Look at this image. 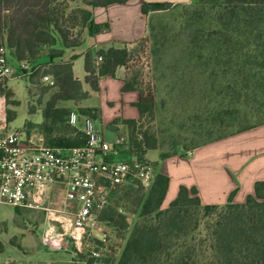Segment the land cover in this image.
Here are the masks:
<instances>
[{"label":"trees","instance_id":"trees-1","mask_svg":"<svg viewBox=\"0 0 264 264\" xmlns=\"http://www.w3.org/2000/svg\"><path fill=\"white\" fill-rule=\"evenodd\" d=\"M126 1L0 0V46H6L8 58L33 65L43 71V76L52 78L55 91L43 106L44 120L40 124L47 133L54 134L57 127H63L65 118L68 121L72 109L61 106L63 101H73L81 115L97 117L100 112L98 108L78 106L90 92L75 76L71 61L55 60L63 53L55 45L61 40L65 47H78L87 29L91 35L107 30V23L93 21L94 8ZM210 2L219 9L187 11L192 4L203 5L201 0L175 5L144 2L143 14H151L149 30L158 29L154 34H160L159 40L146 35L139 42L99 46L95 54L86 52L84 81L91 90L99 91L101 78L115 77L118 68L123 67V90L139 92L136 105L140 118L124 120L129 130L128 144L120 153L126 159L146 160L148 151L161 147L157 131L151 126L156 118L159 80L169 81L168 99L160 101V109L168 107L173 123L181 115L185 117L181 129L188 122L211 124L207 135L200 132V142L181 155L264 124V0ZM176 6L185 9L179 16L182 36L171 37L177 41L174 57L161 63L158 52L170 40L162 33L166 25H154L152 17ZM5 95L10 101L11 90ZM16 116V112H8L10 121ZM44 137L52 146L85 142L77 129L67 137ZM172 145L170 151L160 153V159L179 154L180 144L173 140ZM168 186L169 176L158 170L149 185L132 180L115 186L100 220L117 231L131 228L116 264H264V180L255 183V194L243 203L233 202L231 196L223 204H204L196 187L182 185L169 206L163 207ZM122 208L136 215L132 226Z\"/></svg>","mask_w":264,"mask_h":264},{"label":"crops","instance_id":"crops-1","mask_svg":"<svg viewBox=\"0 0 264 264\" xmlns=\"http://www.w3.org/2000/svg\"><path fill=\"white\" fill-rule=\"evenodd\" d=\"M144 2H170L175 5L190 4L193 0H127L124 3L95 7L93 21L107 23V30L91 35L87 29L85 39H89L88 46L65 47L61 40L55 45V48L63 50L62 55L55 60L71 61L75 76L82 81L83 88L90 92V96L80 101L78 106L99 109L98 116L92 117L105 139L111 142L128 138V125L124 120L140 118L136 105L139 92L123 90V67L118 68L115 77L101 78L99 91L91 90L84 81L85 54L87 51L95 54L99 46H122L123 43H134L143 39L149 31L151 16L143 14ZM69 102L73 101H63L60 105L71 108ZM26 120L35 124L29 134L44 136L36 132L44 120L42 106L34 111L27 109ZM14 121L15 119L11 123L14 124ZM23 123L15 125L21 126ZM157 170L169 176L163 207L169 206L182 185L196 187L204 204H223L231 196L233 202L243 203L249 195L255 194V183L264 180V124L201 145L185 155L160 159Z\"/></svg>","mask_w":264,"mask_h":264},{"label":"built area","instance_id":"built-area-1","mask_svg":"<svg viewBox=\"0 0 264 264\" xmlns=\"http://www.w3.org/2000/svg\"><path fill=\"white\" fill-rule=\"evenodd\" d=\"M100 61L101 57L97 64ZM22 65L28 68L27 63ZM13 71L7 48L1 45L0 81ZM68 123L83 133L84 144L52 146L44 136L24 129L0 135V204L46 210L52 228L44 240L52 246H60L66 236L79 243L97 225L98 213L108 204L113 187L132 180L149 185L155 173L146 160L126 159L120 153L121 142L106 140L91 115L72 110ZM57 187L59 204L52 205ZM57 225L63 231L55 233Z\"/></svg>","mask_w":264,"mask_h":264},{"label":"rangeland","instance_id":"rangeland-1","mask_svg":"<svg viewBox=\"0 0 264 264\" xmlns=\"http://www.w3.org/2000/svg\"><path fill=\"white\" fill-rule=\"evenodd\" d=\"M197 1L198 0H193V2ZM201 1L203 5L192 4L193 6L190 5V9L187 11H194L195 9L201 8L204 9L205 12H210L211 10L215 11L219 9L215 4L210 2V0ZM73 5H75V3H73ZM184 10L185 9L181 6H176L162 13V15L158 13L152 17V23L154 25L158 26L159 23L166 25L167 28L162 33L170 40L167 42L166 48L160 47L161 51L158 52L162 56L161 63L169 62L174 57L173 50L175 47H173V45H175L177 41H172L171 37L177 39L179 36H182L179 33V16ZM157 31L151 32L149 30L147 35L152 38L156 37V39L159 40V38H161L160 34H154L155 32L157 33ZM88 45L89 39L86 38L80 46ZM149 45L153 48L154 43L150 42ZM9 58L14 71L11 76L5 78L3 84H0V105L3 108V113L0 114V135L6 134L11 130L20 129L29 132L35 124L28 120L25 121L26 110L34 111L39 106L43 108L45 102L55 91V88L51 87L52 78L50 80L44 79L42 70L39 71L33 65L24 68L22 63L16 62L10 56ZM155 74L159 75L160 71ZM156 85L158 103L156 118L151 122V126L153 130L157 131L161 147L157 150L148 151L145 156L146 161L152 164L154 171L157 170L155 166L157 168V164L160 160V153L163 151H170L173 146V140H176L177 143L180 144L178 147L179 154H184L187 148L200 142L202 137L199 133L202 132L207 135L211 126L209 121H204L201 125L200 121L195 124L188 122L187 126L181 129L179 125L184 122L183 119L185 117L178 115L175 119L176 122L173 123L172 118H170V112L167 110L168 107L160 109V101L167 98L170 90L169 81L159 80ZM8 90L12 92L10 101H7L5 95ZM19 100H21V103ZM16 101H18L20 105H15L14 102ZM68 105L75 111L78 108L73 102H69ZM9 111L16 112V114L18 113L14 124L11 123L13 120L10 121L8 119ZM21 123H23L21 126H16ZM237 126L238 124H236L234 128L236 129ZM74 129L79 130L68 124L67 118H65L63 127H57L54 134L47 133L41 125H39L36 132L48 138L54 137L55 134H61L62 136L66 135L67 137ZM120 142V150H126L128 138H122ZM114 188L115 187L110 191L108 204L111 202ZM59 199L60 193L57 187L54 190L51 204L58 205ZM102 210L98 213V223L95 228L88 230L79 243L66 236L60 246H52L50 242L44 240L46 231L52 228V226L47 223L46 210L26 207L17 209L6 204H0V264H116L129 237L131 228L117 231L110 223L100 220ZM121 210L126 214L127 221L132 226L136 219V215L125 212L123 208ZM61 231H63V229L60 225L54 226L55 233Z\"/></svg>","mask_w":264,"mask_h":264},{"label":"bare ground","instance_id":"bare-ground-1","mask_svg":"<svg viewBox=\"0 0 264 264\" xmlns=\"http://www.w3.org/2000/svg\"><path fill=\"white\" fill-rule=\"evenodd\" d=\"M3 108H2V106L0 105V114H2L3 112Z\"/></svg>","mask_w":264,"mask_h":264}]
</instances>
